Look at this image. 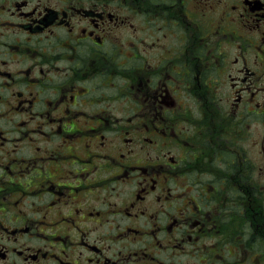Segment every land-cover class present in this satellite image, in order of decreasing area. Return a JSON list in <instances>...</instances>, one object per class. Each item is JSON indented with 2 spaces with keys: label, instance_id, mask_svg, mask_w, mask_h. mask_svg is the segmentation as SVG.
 I'll return each mask as SVG.
<instances>
[{
  "label": "flooded vegetation",
  "instance_id": "obj_1",
  "mask_svg": "<svg viewBox=\"0 0 264 264\" xmlns=\"http://www.w3.org/2000/svg\"><path fill=\"white\" fill-rule=\"evenodd\" d=\"M0 264H264V0H0Z\"/></svg>",
  "mask_w": 264,
  "mask_h": 264
}]
</instances>
